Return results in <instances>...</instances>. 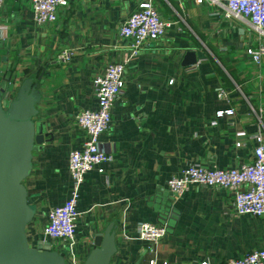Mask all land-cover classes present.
<instances>
[{
    "label": "crops",
    "instance_id": "crops-1",
    "mask_svg": "<svg viewBox=\"0 0 264 264\" xmlns=\"http://www.w3.org/2000/svg\"><path fill=\"white\" fill-rule=\"evenodd\" d=\"M139 1L70 0L54 22L37 24L30 0H4L0 68L10 70L15 83L41 76L35 119L44 140L32 152L24 180L36 206L28 240H40L46 211L69 194L68 155L85 137L75 116L96 106L93 77L108 63L124 62L123 90L99 138L113 158L104 172H86L79 188L75 236L81 262L94 234L110 222L116 243L110 264H221L264 248V216L235 214L226 190L194 185L176 196L166 185L192 163L245 164L253 136L264 140V56L255 64L245 54L262 36L247 22L217 13L213 0H153L170 26L131 56L119 28ZM64 48L73 53L67 63L56 59ZM187 50L196 62L184 66ZM145 221L166 229L154 251L136 237V226Z\"/></svg>",
    "mask_w": 264,
    "mask_h": 264
},
{
    "label": "built area",
    "instance_id": "built-area-1",
    "mask_svg": "<svg viewBox=\"0 0 264 264\" xmlns=\"http://www.w3.org/2000/svg\"><path fill=\"white\" fill-rule=\"evenodd\" d=\"M70 0H30L31 18L37 24H50L57 19L58 11L68 5ZM200 2L201 0H197ZM225 18H237L249 24L252 30L262 36L255 46H248L245 54L259 64L264 56V0H213ZM4 0H0V10ZM170 23L162 19L153 0H140L137 7L122 22L119 33L129 41L130 55L134 56L149 41H155L166 32ZM73 53L64 48L56 59L67 63ZM124 62L108 63L92 80V90L96 98L93 109H82L75 116L76 125L84 132L81 148L69 152L67 169L71 187L67 198L59 205L49 207L46 221L40 233V240L49 242L50 248L64 258L65 264H82L77 254L76 220L79 212L76 202L79 188L86 172L95 169L104 172L103 164L112 160L113 154L100 145V135L111 123L113 102L122 93ZM233 114L232 109L224 111ZM221 115L223 112H217ZM255 146L249 162L227 168L206 167L192 163L178 174L169 176L168 190L182 195L194 185L226 190L232 197L235 214L264 216V140L262 134L253 136ZM166 233L162 224L141 222L136 226V237L149 244L154 251ZM150 260L149 264H154ZM199 264H207L200 262ZM221 264H264V248L254 249L238 258H228Z\"/></svg>",
    "mask_w": 264,
    "mask_h": 264
},
{
    "label": "water",
    "instance_id": "water-1",
    "mask_svg": "<svg viewBox=\"0 0 264 264\" xmlns=\"http://www.w3.org/2000/svg\"><path fill=\"white\" fill-rule=\"evenodd\" d=\"M195 62V52L187 50L181 64ZM40 79V75L22 77L15 83L12 72L0 68V264H65L49 242L38 240L32 245L26 234L36 206L24 180L32 171V152L44 140L43 128L35 119ZM115 252V225L110 222L94 234L82 264H110Z\"/></svg>",
    "mask_w": 264,
    "mask_h": 264
}]
</instances>
